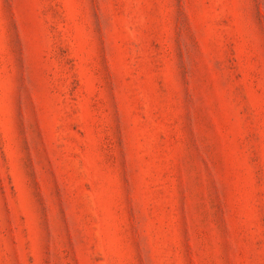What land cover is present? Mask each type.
Wrapping results in <instances>:
<instances>
[{
  "label": "rangeland",
  "instance_id": "obj_1",
  "mask_svg": "<svg viewBox=\"0 0 264 264\" xmlns=\"http://www.w3.org/2000/svg\"><path fill=\"white\" fill-rule=\"evenodd\" d=\"M0 264H264V0H0Z\"/></svg>",
  "mask_w": 264,
  "mask_h": 264
}]
</instances>
